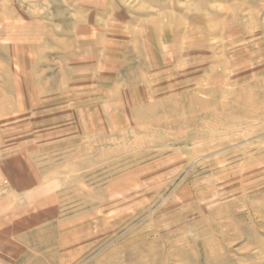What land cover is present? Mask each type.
Listing matches in <instances>:
<instances>
[{"label":"rangeland","instance_id":"rangeland-1","mask_svg":"<svg viewBox=\"0 0 264 264\" xmlns=\"http://www.w3.org/2000/svg\"><path fill=\"white\" fill-rule=\"evenodd\" d=\"M0 264H264V0H0Z\"/></svg>","mask_w":264,"mask_h":264},{"label":"crops","instance_id":"crops-1","mask_svg":"<svg viewBox=\"0 0 264 264\" xmlns=\"http://www.w3.org/2000/svg\"><path fill=\"white\" fill-rule=\"evenodd\" d=\"M3 205H4V207L8 208V203L7 202H3L2 204H0V209L3 208Z\"/></svg>","mask_w":264,"mask_h":264}]
</instances>
